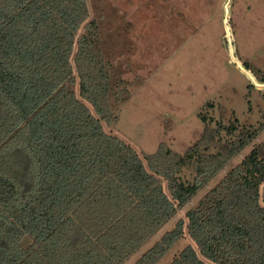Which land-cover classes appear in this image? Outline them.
<instances>
[{
    "label": "trees",
    "instance_id": "trees-1",
    "mask_svg": "<svg viewBox=\"0 0 264 264\" xmlns=\"http://www.w3.org/2000/svg\"><path fill=\"white\" fill-rule=\"evenodd\" d=\"M103 48L87 0H0V264H124L264 127L203 113L184 152L144 156L105 128L130 91ZM186 217L192 242L169 264H264V143ZM185 223L134 264H156Z\"/></svg>",
    "mask_w": 264,
    "mask_h": 264
},
{
    "label": "rangeland",
    "instance_id": "rangeland-1",
    "mask_svg": "<svg viewBox=\"0 0 264 264\" xmlns=\"http://www.w3.org/2000/svg\"><path fill=\"white\" fill-rule=\"evenodd\" d=\"M87 1L90 19L100 24L107 58L122 66L129 82L128 97L113 102L118 119L104 121L108 132L145 156L161 142L184 152L206 127L203 113L214 126L238 119L239 129H245L264 122V83L258 80L264 76V0ZM223 133L213 150L225 146ZM261 143L264 127L124 264H134L184 218V236L156 263L169 264L192 242L187 211ZM182 176L195 179L191 168H184Z\"/></svg>",
    "mask_w": 264,
    "mask_h": 264
}]
</instances>
